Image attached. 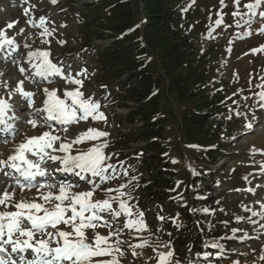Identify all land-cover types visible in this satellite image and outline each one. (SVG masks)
<instances>
[{"label":"rangeland","instance_id":"1","mask_svg":"<svg viewBox=\"0 0 264 264\" xmlns=\"http://www.w3.org/2000/svg\"><path fill=\"white\" fill-rule=\"evenodd\" d=\"M66 1L57 0L53 4L51 0H0V32H4L8 39L15 42V46L11 48L5 45V53L10 55L5 57V53H0V98L9 99V91L15 92L19 81H23L24 90L35 94L32 98L35 108H43V102L47 99L43 93L44 88L60 89L58 95L63 98V90L77 87L66 83L60 76H50L48 80L35 77V70L28 63V54L37 50L50 51V59L65 74L84 81L81 91L86 99L92 98L100 104L99 111L104 113L106 120H93L89 117L87 121L81 120L67 125V133L60 130L64 126L55 122L52 124L57 129L55 134L67 137L69 141L89 128L108 133L106 137L74 145L72 154H77L78 150H87L93 145L107 143L108 147L104 152L111 158L108 163L115 166V173L109 170L111 178L108 181H100L98 177L91 178L99 185L93 199H106L105 189H117L127 185L122 188L126 194L123 199L132 207V219L136 218L138 212L144 213L149 230L140 233L123 227L128 217L121 215L114 219L108 213L102 214L105 219L113 222L115 228L122 229L119 239L124 242L121 248L125 255L119 258L120 264H157V251H169L165 245H170L175 250L172 264H177V261L179 264H264V259H261L264 257V219L252 216V211H264L260 207L264 204V102L259 100L258 95L264 91L260 87L264 85V51H252L264 46V32H261L264 29V18L257 14L252 17L250 26L246 23L249 16L244 5L252 3L253 0H240L239 11L242 16L233 15L237 11L234 0H224V4L220 0L184 2L186 7L191 8L190 34L200 52L208 57L206 63L213 77V84L220 88L222 99L230 101L226 113L222 114L229 127L225 126V134L219 138L218 143H223L222 151L215 150L212 144L205 145L199 140L186 139L182 133V115L192 106L189 101H179L168 85H161L159 104L166 122L163 125V136L158 143L161 145L162 156L174 173L173 188L163 201L151 199L152 195L142 182L141 166L132 163L131 159L136 149L145 147L142 141L131 142L129 136L133 130L143 127L140 118H129L131 108L139 104L130 103L127 104L128 107H120L113 98L115 91L105 86L106 82L99 76V67L92 65L95 62L85 54L87 46H102L110 38L100 40L97 34L90 35L81 24L84 21L81 19L84 14L81 6L78 4L77 9H74ZM128 1L133 8L132 24L135 29L139 28L143 36L147 24L143 4L139 0ZM92 2L97 0L83 1L85 4ZM260 11H264V5L257 13ZM221 17L223 22L217 24L216 21ZM42 18L45 21L43 27ZM17 21L14 27H8L10 22ZM44 27L51 33L50 36L44 34ZM248 32H251L250 36L245 35ZM100 33L111 37L113 34L105 29H101ZM129 33L128 31L127 34ZM45 40L48 42L44 43ZM21 66L26 69L23 74L18 70ZM158 70L154 63L152 71ZM10 102L16 106L17 115L20 116V121L16 124L19 131L14 140L7 137L10 140L8 144L0 143V160L6 159L14 146L23 142L26 137L40 135L49 130L43 126L33 128L23 122L34 109L28 108L27 101L19 94L12 96ZM3 133L5 132L0 131L1 136ZM44 167L52 171L60 165L49 161ZM0 179L6 178L0 175ZM38 180V184L63 182L78 185L73 189L76 192L87 191L92 187L90 183L85 184V180L79 182L78 176L63 171L53 172L51 177H37L36 181ZM248 189H253L254 192ZM12 190L8 189L9 192ZM111 195L117 193L113 192ZM36 196L38 192L35 187L23 191L19 187L15 188L16 201L31 200ZM200 196L204 201L198 200ZM198 203L201 204L200 207L195 206ZM113 208H118V203L113 202ZM245 208L250 211H245ZM4 210L14 211L15 208L5 209L0 206V211ZM182 211L191 215L192 221L189 222V230L184 228L185 231L179 233L172 229L168 220L173 218V223L176 222L177 226L184 225L186 220L181 214ZM199 213L202 214L199 216ZM237 217L244 219L238 222ZM249 217L256 223H250ZM234 229L239 231L234 232ZM199 230L205 240L202 245L209 247L212 255L205 253L202 248H199L198 253L205 254H196L191 239L193 233ZM95 232L102 236L108 235V229L104 227H98ZM87 235L91 243L94 238L93 230L88 229ZM114 240L115 237L112 242ZM143 240H147L149 245L136 248L139 255L133 256L130 246ZM213 244L222 247H212Z\"/></svg>","mask_w":264,"mask_h":264},{"label":"snow or ice","instance_id":"2","mask_svg":"<svg viewBox=\"0 0 264 264\" xmlns=\"http://www.w3.org/2000/svg\"><path fill=\"white\" fill-rule=\"evenodd\" d=\"M51 2L56 4L57 0H51ZM234 2L237 11L233 15L242 16L239 11L240 0H234ZM220 3L224 4V0H220ZM262 5H264V0H255L254 3L244 5L248 9L249 19L246 23L249 26L252 23V17L257 14L264 18V11L257 13ZM222 22V17L216 21L217 24ZM15 23L18 21L10 22L8 27H14ZM44 24L45 21L42 18L41 27ZM261 32H264V29H261ZM44 34L51 35L46 27H44ZM245 35L250 36L251 32ZM47 42L44 41V43ZM5 45L11 48L15 46V42L8 39L4 32H0V53H5ZM252 51H264V46L252 49ZM7 55L10 53H5V57ZM50 56L51 53L47 50H37L28 54V63L35 70L33 75L41 80H48L50 76H60L66 83L76 85V88L63 90V98L58 95L60 89L44 88L43 93L47 99L43 102V108H35V101L32 99L35 94L24 90L23 81H19L15 92L9 91V99L0 98V131L8 133L12 140L18 134L19 129L16 124L20 121L16 106L10 102L11 97L16 94L27 101L28 108L34 109L29 113V118L23 122L33 128L43 126L49 129L40 135L26 137L23 142L14 146L6 159L0 160V174L6 178L0 179V206L5 209L15 208L14 211H0V264H120L119 258L125 255L121 248L124 242L119 239L122 229L115 228L113 222L105 219L102 214L108 213L114 219L124 215L128 219L123 227L140 233L149 230L144 220V213L140 211L136 214V218L132 219L134 215L132 207L123 199L126 194L122 188L127 185L117 189H105L106 199H93L99 185L91 178L98 177L100 181H108L111 178L109 170L115 173V166L108 163L111 158L104 152L108 145L107 143L93 145L87 150H78L75 155L72 154V149L74 145L106 137L108 133L89 128L69 141L67 137L55 134L57 129L53 127L52 122L64 126L60 130L67 133V125L78 123L81 120L87 121L89 117L93 120H106V117L103 112L99 111V103L92 98H85L84 92L81 91L84 81L65 74L60 66L52 62ZM13 63L17 62L13 61ZM18 70L22 74L26 71L23 66ZM260 87L264 88V85ZM258 95L259 100L264 102V91ZM9 142L8 138L0 141L5 145ZM49 161L52 164H59L60 167L50 171L44 167ZM57 171L72 173L81 179L88 178L92 187L87 191L76 192L73 189L78 185L74 184L36 183L37 177H51L53 172ZM16 187L22 191L35 187L38 196L31 200L16 201ZM9 188L13 190L9 192ZM43 189L47 191H42ZM248 191L254 192L253 189H248ZM113 192L117 195H111ZM113 202L118 203V208H113ZM260 207L264 210V204ZM245 211H250V209L245 208ZM252 216L264 219V211H252ZM236 219L240 222L244 218L237 217ZM248 219L250 223H256L250 217ZM61 225L64 227L61 228ZM98 227L107 228L108 235L102 236L95 232ZM88 229L93 230L94 233L91 243L87 235ZM233 231L239 230L234 229ZM114 237L115 240L112 242ZM148 245L147 240L131 245L132 255H139L135 251L136 248ZM165 247L169 248V251H157V264H172L175 250L170 245H165ZM212 247L221 248L222 246L213 244ZM97 257H110V259H95ZM177 264H179L178 261Z\"/></svg>","mask_w":264,"mask_h":264},{"label":"trees","instance_id":"3","mask_svg":"<svg viewBox=\"0 0 264 264\" xmlns=\"http://www.w3.org/2000/svg\"><path fill=\"white\" fill-rule=\"evenodd\" d=\"M83 1L66 2L74 9L78 4L81 6L84 13L81 24L90 35L97 34L100 40L110 38L102 46H87L85 54L95 62L92 65L99 67V76L107 83L105 86L115 91L113 98L120 107H128L130 103L139 104L131 108L129 118H140L143 127L133 130L129 136L131 142L142 141L145 147L136 149L131 159L132 163L141 166L142 182L152 195L151 199L163 201L173 188L174 173L162 156L158 143L166 122L159 104L161 85H168L179 101H189L192 106L182 115L183 136L205 145L212 144L218 151L223 149V143H218L219 138L225 134V126L229 127L222 114L226 113L230 101L222 99L220 88L213 84L206 63L208 57L200 52L190 34L191 8L184 5L185 0H139L146 14L143 36L139 28L135 29L132 24L130 1L97 0L91 4ZM101 29L113 32L112 37L101 34ZM154 63L159 68L156 72L152 71ZM198 200L204 201L201 196ZM181 214L186 220L184 225L177 226L173 218L168 220L172 229L179 233L191 227L189 222L192 221V216L187 212L182 211ZM191 240L196 254L202 248L212 255L211 249L202 245L205 240L200 230L193 233Z\"/></svg>","mask_w":264,"mask_h":264},{"label":"bare ground","instance_id":"4","mask_svg":"<svg viewBox=\"0 0 264 264\" xmlns=\"http://www.w3.org/2000/svg\"><path fill=\"white\" fill-rule=\"evenodd\" d=\"M0 175H2V174H0Z\"/></svg>","mask_w":264,"mask_h":264}]
</instances>
